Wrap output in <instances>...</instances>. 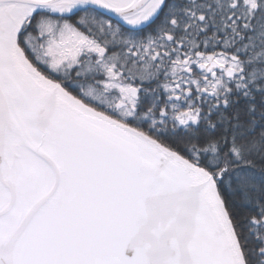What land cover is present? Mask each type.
I'll list each match as a JSON object with an SVG mask.
<instances>
[{
	"label": "snow or ice",
	"instance_id": "snow-or-ice-1",
	"mask_svg": "<svg viewBox=\"0 0 264 264\" xmlns=\"http://www.w3.org/2000/svg\"><path fill=\"white\" fill-rule=\"evenodd\" d=\"M0 264H264V0H0Z\"/></svg>",
	"mask_w": 264,
	"mask_h": 264
}]
</instances>
